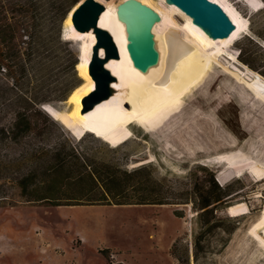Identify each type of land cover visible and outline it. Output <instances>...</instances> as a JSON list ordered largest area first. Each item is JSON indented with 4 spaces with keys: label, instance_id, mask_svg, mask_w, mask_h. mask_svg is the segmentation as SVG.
<instances>
[{
    "label": "rangeland",
    "instance_id": "rangeland-1",
    "mask_svg": "<svg viewBox=\"0 0 264 264\" xmlns=\"http://www.w3.org/2000/svg\"><path fill=\"white\" fill-rule=\"evenodd\" d=\"M106 1L111 11L126 0ZM153 1L164 5L161 0ZM224 2L228 7L225 12H234L246 25V34H234L233 41L228 39L230 45L220 46V62L230 66L229 59L236 58L243 70L264 80V0ZM174 19L182 30L185 19L180 15ZM186 26L197 42H207L209 36L201 29L198 32ZM62 38L66 46L53 56L45 52V67L36 77L21 71L11 77L6 70L0 71V264H264V248L250 233L264 210V179L246 173L225 184L239 190L221 212L236 219L224 224L233 231L228 244L222 249L219 238L211 237L208 249L199 253L196 261V213L191 205L54 206L26 201L18 180L30 170L31 160L25 155L33 146L44 153L59 149L63 154L75 147L89 162L118 164L127 170L148 160L145 175L173 188L175 196L191 193L194 182L189 174L195 166L208 170L198 172L206 180L214 170L220 184L227 165L218 160L225 153H230L226 158L235 159L237 152H244L264 163V103L217 66L186 95L182 113L178 110L158 128L149 132L131 123L132 137L117 147L93 133L85 134L78 143L80 138L52 120L41 109L42 104L34 103V98H53L67 83H85L76 69L75 77L62 72L59 62L68 49L80 63L85 41ZM27 41L25 38L22 47ZM117 45L127 47L123 41ZM66 102L45 104L66 110ZM28 115L31 130L25 131L24 117ZM15 121L19 127L11 131ZM43 177L40 172L31 178L40 181Z\"/></svg>",
    "mask_w": 264,
    "mask_h": 264
},
{
    "label": "trees",
    "instance_id": "trees-1",
    "mask_svg": "<svg viewBox=\"0 0 264 264\" xmlns=\"http://www.w3.org/2000/svg\"><path fill=\"white\" fill-rule=\"evenodd\" d=\"M80 1L0 0V71L6 70L11 77L20 71L32 77L39 75L45 67L46 57L53 56L66 46L61 42L62 25ZM22 31L26 34L22 35ZM25 38L28 41L25 42L26 47H22ZM45 52L50 54L45 56ZM65 52L59 58L62 72L75 77L76 69L79 77H82L81 72L79 74V60H73L70 50L65 49ZM82 79L84 80L83 77ZM84 84L76 86L73 82L67 83L53 98H34V103L38 101V104L44 105L50 101H68ZM24 118L27 126L25 131H29L31 116ZM18 127L19 123L15 121L11 131ZM3 133L6 131L3 130ZM84 136L80 137L78 143ZM69 150V154H63V150L59 149L44 153L43 149L35 146L27 150L25 156L31 160L30 170L18 180L26 201L46 202L54 206L191 205L196 213L197 225V231L193 234L194 260H197L199 253L208 249L209 239L213 236L222 242V249L228 244L233 231L227 230L224 224L236 222V219L227 214L221 215V212L229 207L228 201L239 190H234L230 184H218L214 170H211L209 180H206L199 177L198 172L208 170L195 166L189 174L194 182L191 193L175 196L173 188L166 186L161 180L147 176L148 166L144 164L127 170L118 164L89 162L75 147H69ZM40 172L44 176L42 180L35 181L31 178L37 177ZM26 180L31 182L26 184ZM174 213L179 216L177 210Z\"/></svg>",
    "mask_w": 264,
    "mask_h": 264
},
{
    "label": "bare ground",
    "instance_id": "bare-ground-1",
    "mask_svg": "<svg viewBox=\"0 0 264 264\" xmlns=\"http://www.w3.org/2000/svg\"><path fill=\"white\" fill-rule=\"evenodd\" d=\"M96 1L104 6L98 19V26L111 34L119 52L118 58L110 59L105 63V68L116 77V81L112 83L113 94L90 111L82 113V100L94 90V81L88 68L96 38L93 31L82 33L74 28L73 8L64 22L62 39L85 41L83 55L78 64L85 84L66 102L69 105L68 109L58 110L49 104L41 106L44 112L60 123L73 137L80 138L87 133H93L111 147H117L132 137L131 127H128L131 123L149 132L153 128H158V124L169 121L178 110L182 113L186 95L203 81L214 66L241 81L248 91L264 103V80L260 76L247 69L243 70L236 63V58L229 59L232 62L230 66L219 60L222 56L221 47L225 44L230 45L228 39H232L234 34L239 32L246 34V25L240 23L242 22L240 18L231 9L233 13L225 12L228 7L224 0L210 1L221 6L232 21L234 30L230 38L211 40L208 37L205 38L207 42L203 44L192 38L193 35H190L186 25L193 26L198 32L200 28L176 6L166 4L165 0H161L163 6L161 4L158 6L159 3L156 4L153 0H136L151 8L159 16V21L152 28L158 62L144 72L134 67L127 47L120 48L117 45L122 41L126 46L128 45L126 24L119 18L118 6L109 11V2ZM174 15H180L185 19L182 25L183 31L177 28ZM172 32L173 34L170 35ZM124 36L126 41L122 39ZM239 37L240 34L236 38ZM100 54L103 55L102 49ZM229 154L219 156L218 162L227 165L226 174H221L219 179L221 186H224L229 179L245 173L264 179L263 162L247 156L248 154L244 152H237L235 159L226 158ZM250 233L264 248V210L260 219L252 225Z\"/></svg>",
    "mask_w": 264,
    "mask_h": 264
},
{
    "label": "water",
    "instance_id": "water-1",
    "mask_svg": "<svg viewBox=\"0 0 264 264\" xmlns=\"http://www.w3.org/2000/svg\"><path fill=\"white\" fill-rule=\"evenodd\" d=\"M191 18L205 34L213 39L230 36L234 25L221 6L210 0H165ZM104 6L96 0H81L73 10L72 23L78 32L93 31L96 42L92 49L89 74L94 90L82 100V113L108 99L114 92L116 77L105 68V63L119 56L111 34L98 26ZM118 15L126 24L127 50L134 67L146 71L158 62L152 28L159 21L158 14L136 0H126L118 6ZM103 50L101 56L100 50ZM264 235V234H263Z\"/></svg>",
    "mask_w": 264,
    "mask_h": 264
}]
</instances>
